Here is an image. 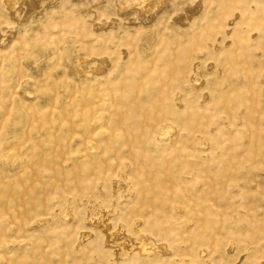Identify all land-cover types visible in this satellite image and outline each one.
<instances>
[{
	"label": "rangeland",
	"instance_id": "obj_1",
	"mask_svg": "<svg viewBox=\"0 0 264 264\" xmlns=\"http://www.w3.org/2000/svg\"><path fill=\"white\" fill-rule=\"evenodd\" d=\"M139 1L64 0L56 3L54 11L48 7L47 17L40 22L26 19L23 29L13 32L0 11L5 32V66L0 67V141L5 140V160L0 164V264H107L108 251L92 247L90 237L78 240L66 232L70 229L75 234L80 228L78 206L71 209L68 218L64 213L67 198L45 205L48 210L40 205L81 179L75 168L101 157L72 140L71 134L85 133L80 119L86 99L89 105H104L106 96L131 95L132 104L103 108V128L128 133L131 138L140 136L161 114L159 101L170 93L168 82L192 62L197 64L199 90L182 92V115L195 114L200 119L201 115L221 113L228 104L236 107L232 100L240 95L244 101L240 121L225 116L218 119L224 144L217 147L216 138L203 147L204 152H197L198 159L183 162L176 153L177 164L185 168L183 175L166 173L171 163L167 154L161 155V167L154 169L152 165L158 160V151L178 150L181 154L184 146L189 147L185 145L188 140L177 142L178 136L186 135L180 125L168 128L158 146L146 147L134 137L126 144L123 157L131 159L140 172H148L149 178L133 181L135 192L120 209L132 220L141 221L140 230L158 244H166L163 252L180 264H264V81L259 77L264 70L262 7L251 13L238 0H203V7L182 26L172 18L183 12V0H158L155 15L166 10L165 19L147 27L136 19L133 24L127 22L133 16L127 4ZM214 1L220 2V10L214 8ZM188 2V6L195 5V0ZM115 4H119V12ZM221 13L226 19L234 17L228 37L216 38L217 48L185 60L184 50L195 48L190 45L187 29L196 30L198 24L197 29L208 32L212 23L220 22ZM95 42L111 44L114 53L108 67L117 60L119 48L125 49L135 54L130 60L132 68L142 66L151 74L159 71L167 84L136 85L128 91L124 89L128 78L118 85L117 80L112 84L105 79L90 80V73L107 71L90 62L88 48ZM77 60H81L80 74L72 68ZM203 96L211 105L205 113L196 107ZM130 110L133 118L128 115ZM151 114L154 118L150 119ZM200 130L191 129L187 138ZM132 148L137 150L129 154ZM158 191H162L160 197L170 196L175 202L162 207L164 215L169 217L173 208L180 214L172 226L161 221L159 230L149 231L145 222L155 218L161 207L152 205ZM84 206L86 213L88 206L100 207L103 212L117 207L98 203ZM54 211L58 214L51 215ZM41 218L46 221L36 224ZM166 230L170 234L163 232Z\"/></svg>",
	"mask_w": 264,
	"mask_h": 264
},
{
	"label": "bare ground",
	"instance_id": "obj_2",
	"mask_svg": "<svg viewBox=\"0 0 264 264\" xmlns=\"http://www.w3.org/2000/svg\"><path fill=\"white\" fill-rule=\"evenodd\" d=\"M64 0H0V11L5 14L6 22L8 25H11L9 28L10 32H13L16 29H23L24 20L31 19L32 22H40L43 18L47 17L48 7L54 11L56 3L63 2ZM244 2L249 10L254 12L257 8H261V12L264 13V0H238ZM158 0H140L139 3L132 4L129 3L132 8L133 16L127 19L129 24H133L134 19L139 23L141 22L144 26H151L154 23H159L165 19L167 13L166 10L161 11V13L155 15L157 8ZM188 0H183V12L180 14L174 15L172 21L176 24L186 26L194 15L199 11L204 4L203 0H195L194 6L187 5ZM215 9L220 10V2H213ZM256 7V8H255ZM255 8V9H254ZM260 9V8H259ZM91 10V9H89ZM115 10L119 12V4H115ZM141 11H145L146 14L142 15ZM224 11V10H223ZM225 12V11H224ZM218 13V12H217ZM228 13V12H227ZM219 14V13H218ZM222 19L218 23H212L209 26L208 32L203 31V29H197L198 24L196 25V30L188 28L189 32V41L190 45H194L195 48H192L189 52L184 50L183 58L188 60L190 57L200 56L203 54V51L206 49H215L217 48L216 38H227L230 32V28L233 24L231 21L234 18L230 15V18L222 16ZM133 18V19H132ZM31 24V23H30ZM206 24V23H205ZM4 26L2 20H0V67L4 68L5 63V32L2 31ZM261 36L264 39V30L261 32ZM113 34H110L109 37H112ZM99 38V37H98ZM95 41V40H93ZM109 42L110 39L104 40ZM263 45L264 49V43ZM90 53V62L92 65H98L103 69L107 68L104 73H90V80H108L112 82L116 81L117 84L122 83L125 78H128V85L126 83L125 88L128 91L133 90L136 85H145L149 86L152 84L155 87L159 85L167 84L165 82V76L163 73L157 71L153 74L149 73L146 68L142 66L139 68H132V59H134L131 53H128L125 49L119 48L117 52L116 61L110 67V57L113 55L111 51V44H98L95 42L94 45L88 48ZM187 50V49H186ZM264 51V50H263ZM192 55H191V53ZM250 56L253 54L250 52ZM80 61L77 60L76 65L74 64L73 71L77 74H80ZM197 64L193 62L191 64H186V68L182 69L173 80L168 82L170 87V93L167 97H162L159 101L158 111L160 115L157 117L153 116L154 124L152 128H147L145 126V131L142 134L134 135L133 138L140 139L141 143L146 147L158 146L161 142L164 141L162 134L167 129H175L173 124H178L182 127V133L186 135H180L177 137V142L181 143L188 140L186 144L188 145L183 147L181 154L178 150H168V151H158V160L152 163L154 169H158L163 164L162 157L167 154L171 156L170 167L166 169V173H176L183 175L185 173V168L177 164V155L183 162L191 160L193 158L198 159L199 150H203V147L209 146L211 141H215L218 138L219 142H215L217 147L224 144V138L221 140L222 135L218 131V124L216 121L221 119L222 116L226 118H233L234 121H240V110L244 107V101L242 96L234 98L233 103L236 107L228 104L226 110L219 113L218 111L211 115H201L200 119L195 115L184 117L182 114L185 110L183 104L182 92L192 91L198 92L199 87L196 85L195 80V69ZM25 68V67H24ZM260 81H264V70L259 73ZM88 79V80H89ZM104 81V80H103ZM264 84V82H263ZM184 94V93H183ZM107 98L104 105H89L86 99L85 109L82 111L80 126L84 127L85 133L82 136L71 134L73 142H78L80 147L88 150L90 154L99 155L97 162H92L88 159L84 162V165L78 168H75L74 172L77 176H80L81 179H78V182L72 183L67 187L64 193L56 192L51 195V198L44 201L41 205V209L46 208L45 205H55V200L60 198H67L68 203L67 207L64 210L65 215L70 218L71 209L74 206H78L80 209L78 227L79 230L72 232L70 229L66 232L70 235H76L79 239H84L85 237L91 238L90 245L96 250H106L110 254L107 264H180L174 256L168 255L163 250L167 248L166 244H158L150 234H144L140 228L142 222L138 220H132L128 213H125L120 209V205H127L126 199L130 198L135 192L134 183H140L141 181L148 180V172H140L139 169L131 162V159H125V154H127L126 144H130L132 139L131 135L128 133L122 134L117 131H108L103 128V124L106 122V117L103 113V108L107 105L113 107L115 103L117 105L121 103L132 104V97L124 96V94L118 96H106ZM105 102V100H103ZM212 104V103H211ZM211 105L207 104L205 101V96H203L198 102H196V107L201 112L209 110ZM219 114V116H218ZM128 115L132 118L134 117L133 110L128 112ZM148 118V119H149ZM199 127L201 130L195 132L193 136L187 138V133L191 129ZM143 129V130H144ZM74 130L72 126L71 132ZM226 132V133H225ZM239 131H237L238 133ZM224 133L227 134L226 130ZM223 133V134H224ZM239 136V135H238ZM181 137V138H180ZM183 137V138H182ZM241 139V138H240ZM242 140V139H241ZM241 142V141H240ZM137 149H130L128 152L136 151ZM124 156V157H123ZM5 160V140L0 141V164ZM180 161V160H179ZM159 190V189H158ZM145 191V190H143ZM142 191V192H143ZM140 192V194L142 193ZM162 191L155 192L157 197L153 198L152 205H159L155 213V218L148 219L145 222V228L149 231L159 230L163 225L161 221L173 225L174 221L179 214V209L173 208L171 210V215L166 217L163 213L164 205H175L174 200L170 199V196L160 197ZM179 196V197H178ZM175 198L179 200L181 196L177 193ZM130 200V199H129ZM128 200V201H129ZM95 201V202H94ZM91 203H98L101 205H117L116 209L108 212H103L102 208L90 206L88 212H85L84 205H91ZM78 204V205H76ZM55 208V206H53ZM58 214L57 211L52 212L51 215ZM51 218V217H50ZM48 218V219H50ZM46 220L41 218L37 219L36 224L45 222ZM51 228L50 230H54ZM166 235L170 234L169 230L163 231ZM7 247V246H5ZM101 248V249H100ZM158 250V252H154ZM157 257L154 261L151 259ZM150 260V261H148Z\"/></svg>",
	"mask_w": 264,
	"mask_h": 264
}]
</instances>
